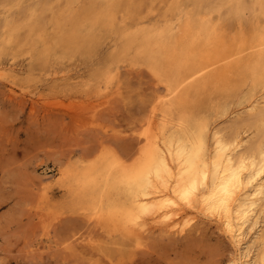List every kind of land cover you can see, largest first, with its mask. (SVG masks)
Here are the masks:
<instances>
[{
	"label": "rangeland",
	"instance_id": "obj_1",
	"mask_svg": "<svg viewBox=\"0 0 264 264\" xmlns=\"http://www.w3.org/2000/svg\"><path fill=\"white\" fill-rule=\"evenodd\" d=\"M90 1L0 0V264H226L234 248L207 219L181 234L155 224L137 246L111 218L126 198L99 180L89 189L82 186L79 173L110 153L132 156L163 88L151 68L130 55L118 62L115 78L101 77L121 42L109 24L94 27L98 42L89 50L64 53L53 45L55 19ZM122 1L116 27L171 14V0ZM31 11L42 28L29 31L25 25ZM218 12L225 17L219 28L227 39L248 30V10L241 22L226 15V6ZM5 18L19 22L18 32L4 27ZM8 35L11 42L3 44ZM214 87L210 82L187 90L194 114L214 113L209 105L220 96ZM210 117L213 123L222 119ZM232 121L225 132H231ZM248 132L249 138L258 136L255 128Z\"/></svg>",
	"mask_w": 264,
	"mask_h": 264
},
{
	"label": "bare ground",
	"instance_id": "obj_2",
	"mask_svg": "<svg viewBox=\"0 0 264 264\" xmlns=\"http://www.w3.org/2000/svg\"><path fill=\"white\" fill-rule=\"evenodd\" d=\"M72 1L66 0L67 5ZM122 4L91 0L55 19L59 32L53 45L64 53L93 48L98 42L94 27L112 26L121 42L100 74L104 79L115 78L118 62L130 55L163 83L132 156L110 153L79 173L82 186L89 189L99 180L126 198L121 212L111 218L137 246L155 224L181 234L203 218L231 242L234 253L226 264H264V0H171V14L163 20L141 18L137 25L116 27L113 19ZM222 6L227 7L226 15L237 19L249 11L245 33H230L229 39L221 33ZM33 15L31 11L25 19L29 31L42 28L39 16ZM3 24L14 33L20 27L10 18ZM210 82L220 94L209 105L214 113L194 114L187 90L207 88ZM235 103L238 106L231 108ZM214 114H221L220 122L213 123ZM230 119L232 130L227 133ZM250 128L258 130L257 137L249 138ZM96 218L103 220L101 213Z\"/></svg>",
	"mask_w": 264,
	"mask_h": 264
}]
</instances>
